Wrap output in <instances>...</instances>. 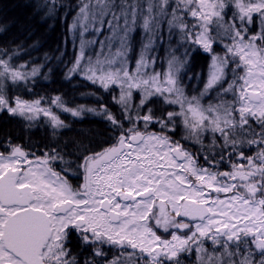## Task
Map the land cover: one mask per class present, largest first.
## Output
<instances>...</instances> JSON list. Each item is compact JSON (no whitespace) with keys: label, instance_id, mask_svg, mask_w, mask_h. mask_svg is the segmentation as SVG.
Listing matches in <instances>:
<instances>
[{"label":"snow or ice","instance_id":"obj_1","mask_svg":"<svg viewBox=\"0 0 264 264\" xmlns=\"http://www.w3.org/2000/svg\"><path fill=\"white\" fill-rule=\"evenodd\" d=\"M57 2L46 0L48 14ZM75 9L79 48L66 79L108 92L120 116L60 95L22 98L17 86L32 91L39 70L0 49V113L28 127L43 117L53 136L68 127L60 112L91 113L113 133L99 150L5 142L0 264H264V0H77ZM165 33L178 47L161 61ZM196 51L209 63L192 93L184 80Z\"/></svg>","mask_w":264,"mask_h":264},{"label":"trees","instance_id":"obj_2","mask_svg":"<svg viewBox=\"0 0 264 264\" xmlns=\"http://www.w3.org/2000/svg\"><path fill=\"white\" fill-rule=\"evenodd\" d=\"M56 9L54 14H48L44 0H0V49H6L8 54L12 55V62L15 65H27L28 71L32 67L39 69L38 76L29 81L32 91L25 90L21 85L17 86L15 94L29 99L40 96L50 99L60 95L70 107L85 105L99 108L103 104L113 114L119 116V106L114 103L108 92L92 87L90 82L79 75H74L76 79H66L65 72H68L70 61L66 51L70 49L71 44L69 42L63 44V39L67 37V29L61 24L68 20L65 2L61 0L60 4L56 5ZM170 43L172 48L178 47L174 41H168L165 33V42L160 47L166 50ZM181 48L179 47L178 50L181 51ZM196 68L195 65H191L188 67V73L194 75ZM85 100L91 101L83 102ZM158 108L156 107L157 110ZM87 115L99 120L90 119L83 127L71 123V127L76 131H67L62 135L57 133L55 136L52 133V138H48L47 130H40L36 125L28 127L29 122L19 117L0 113V149L9 139L27 150L58 143L61 147L67 145L68 152H73L76 148L83 150L88 144L95 147L110 142L113 133L109 123L101 116L91 113L85 116ZM192 261L194 264V258Z\"/></svg>","mask_w":264,"mask_h":264},{"label":"rangeland","instance_id":"obj_3","mask_svg":"<svg viewBox=\"0 0 264 264\" xmlns=\"http://www.w3.org/2000/svg\"><path fill=\"white\" fill-rule=\"evenodd\" d=\"M44 1L46 2V0H44ZM60 1L61 0H58V2H57L58 5L60 4ZM63 1L65 2V9H66V11L68 13V15H67V19L68 20L65 23L61 24V26L63 25L67 29V35H66L67 37L63 39V44H65V42H69L71 44L70 49H68L69 51L68 50L66 51L67 58L70 59V61H69V67H67V68H70L72 66V63H73V61L75 59V56H76L77 51H78V48H79V38L69 31V26H70V24L72 22L73 16L75 15V10H76L75 9V6H76L77 2L76 3H73L71 0H63ZM75 1H77V0H75ZM62 5H64V3H62ZM91 36H92V33H88V38H91ZM101 38H103V37L101 36ZM135 38H136V43H137L136 44V49L138 50L140 36L139 35H136ZM74 41H75V43H74ZM64 47L67 48L68 46H64ZM183 50H184L183 47L181 48V51L178 50L177 51V55H181L183 53ZM157 55L160 57V60L161 61L165 60V58H166V50L164 49V47H160V45L158 46ZM208 63H209V59H208V55L206 53H203L202 51H196V52H194L192 54L191 60L189 62V65L187 66V75L190 76V77H192V79H185L184 80V84L186 85V90L187 91L192 92V93H195L197 90L203 88V85H204V76H201L199 80L196 77H197L198 74H201V73L206 74ZM191 65H195L197 67L196 70H194V72H195L194 75H190L188 73V67H190ZM65 73L67 74V72H65ZM38 74H39V71H38ZM38 74L35 77H37ZM182 75H183V73H182ZM72 78L73 79H76V78H74V75L71 77V79ZM67 80H70V79H67ZM92 87L98 88L95 85H93ZM47 88H48V86H47ZM24 99L31 100L29 98H24ZM88 101H91V100H85L83 102H88ZM68 106H69V104H68ZM75 107H77V105H75ZM75 107H73V108H75ZM156 107H159V106H155V108ZM59 115L61 116V118L68 125V127L64 128V129H62V130H60L58 132L61 135L64 134V132H67V131H76V130H73V128L71 127L72 126L71 123H76L77 126L78 125H82L81 127H83V126H85L88 123V121H90V119H92V120H99L98 118H92V117H90L88 115L87 116H84L82 119L81 118L72 117L69 113L60 112ZM119 116H120V114H119ZM119 116H117V117H119ZM87 117H88V119H87ZM20 119H22V118H20ZM43 120H44V118L41 117V119L39 121H36L35 122V125L37 127H39L40 130L41 129H44L45 131L47 130L46 131V136L48 138H52L51 137L52 136L51 135L52 134V129L50 127H48V125L46 123H42ZM106 122L108 123V121H106ZM80 129H83V128H80ZM111 142H112V140H110V142H108L106 144L95 145V147H94V145L88 144L86 146V148L87 149L99 150L101 147L107 146ZM196 147L197 146H192V149L195 150ZM3 150H4V147L0 149V151H3ZM73 182L75 183L76 181H73ZM186 263L188 264L187 261H186Z\"/></svg>","mask_w":264,"mask_h":264}]
</instances>
